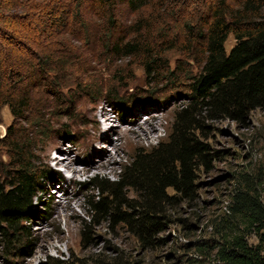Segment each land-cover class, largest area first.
Masks as SVG:
<instances>
[{"label":"trees","instance_id":"16d2710c","mask_svg":"<svg viewBox=\"0 0 264 264\" xmlns=\"http://www.w3.org/2000/svg\"><path fill=\"white\" fill-rule=\"evenodd\" d=\"M230 34L234 44L226 51ZM86 42L97 46L94 58L119 65L117 73L135 64L149 85L182 79L189 91L165 140L137 148L114 180L95 175L84 184L92 192L80 218L85 240L92 225L106 220L127 224L152 244L163 228L166 190L192 198L194 172L210 164L209 147L195 132L206 130L207 120L245 121L264 108V0H0V108L13 118L0 137L7 156L0 231L8 239L23 232L44 181L58 174L36 165L35 142L48 130L40 91L58 96L69 86L70 97L82 93L93 101L113 92L87 76L84 68L95 59L85 53ZM111 99L121 101L114 92ZM127 190L137 194L135 205L127 203ZM234 198L229 218L219 222L220 239L197 242L207 262L188 264H264V206L240 192Z\"/></svg>","mask_w":264,"mask_h":264},{"label":"rangeland","instance_id":"374dc122","mask_svg":"<svg viewBox=\"0 0 264 264\" xmlns=\"http://www.w3.org/2000/svg\"><path fill=\"white\" fill-rule=\"evenodd\" d=\"M233 44L230 34L225 50ZM84 45L85 53L95 59L84 68L90 81L109 87L121 101L106 91L96 101L82 93L70 97L69 86L59 89L58 96L40 91L39 98L47 105L48 130L35 142L36 165L49 166L58 174L44 181V193L32 205L30 218L20 224L22 233L8 239L0 231V264H188L196 258L207 262L198 255L197 242L220 239L218 225L229 218L235 194L264 206V108L251 111L245 121L207 120V129L195 132L209 147L210 164L194 172L192 198L166 190L170 201L152 244H143L127 224L106 220L92 225L85 240L80 218L85 216V197L92 192L84 184L95 175L114 180L137 148L165 140L175 112L189 102V91L182 79L149 85L135 64L117 73L119 65L94 58L95 44ZM176 57L170 55L171 67ZM107 114L112 116L111 125L104 124ZM12 119L8 107L2 106L0 137ZM65 156L69 168L62 165ZM6 162L0 149L1 180ZM126 200L135 205L137 194L127 190ZM247 240L257 242L252 233Z\"/></svg>","mask_w":264,"mask_h":264},{"label":"bare ground","instance_id":"6f19581e","mask_svg":"<svg viewBox=\"0 0 264 264\" xmlns=\"http://www.w3.org/2000/svg\"><path fill=\"white\" fill-rule=\"evenodd\" d=\"M104 112V111H103ZM104 117V116H103ZM112 122H113V119H112V116L110 115V114H107L106 115V117H105V120H104V124H109V125H111L112 124ZM111 123V124H110ZM114 125V124H113ZM64 161H63V163H62V165H64V166H66V168L68 167L69 168V166L67 165V162H68V156H65L64 158Z\"/></svg>","mask_w":264,"mask_h":264}]
</instances>
